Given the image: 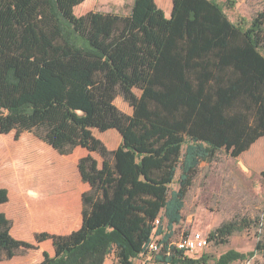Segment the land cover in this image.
<instances>
[{"label": "trees", "instance_id": "16d2710c", "mask_svg": "<svg viewBox=\"0 0 264 264\" xmlns=\"http://www.w3.org/2000/svg\"><path fill=\"white\" fill-rule=\"evenodd\" d=\"M84 1L0 0V133L28 131L60 155L82 147L101 158H79L89 184L81 224L36 233L54 254L35 264H103L111 252L118 264H134L158 235L155 263L210 264L207 254L177 250L173 227L199 164L220 150L238 157L264 136V9L233 22L218 0H172L169 16L155 0H133L128 14L75 15ZM117 95L131 114L115 105ZM95 129H115L120 143L108 149ZM7 201L0 187V204ZM249 226L227 221L207 237L225 243ZM10 229L0 211L8 259L35 248ZM255 254L264 256V234L253 250L228 249L214 264Z\"/></svg>", "mask_w": 264, "mask_h": 264}, {"label": "rangeland", "instance_id": "374dc122", "mask_svg": "<svg viewBox=\"0 0 264 264\" xmlns=\"http://www.w3.org/2000/svg\"><path fill=\"white\" fill-rule=\"evenodd\" d=\"M218 1L223 4L225 12L233 22L242 20L249 22L264 9V0ZM155 2L167 12V5L162 0ZM132 3L133 0H85L74 8V13L77 16L89 11L128 14ZM170 3L171 0L168 4ZM262 52L264 53V47ZM135 92L139 94L138 90ZM114 103L123 112L128 114L132 112V108L121 95L116 96ZM94 134L104 139L108 148L112 149L116 148L121 140L116 130L99 132L95 129ZM33 136L28 131L17 136L15 131L0 133V186H7L13 197L16 183H21L23 189L20 193L24 197L32 193L37 195L34 210L41 215L42 222H45L38 228L46 232L56 230L67 233L77 228L80 223V213L72 198L73 196L76 198L79 191L76 187V182L79 180L76 167L78 149L71 155H60L51 147L42 150L32 149ZM96 158L101 162L99 155H96ZM262 170H264V136L238 157H231L224 150H220L213 160L202 161L185 197L182 220L173 227L174 235L171 241L176 242L194 232L208 236L209 232L224 222L232 220L241 222L245 219L250 222V226L231 234L225 243L216 244L210 241L208 247L201 252L187 256L197 258L201 254H207L209 263L214 264V260L228 249L240 252L253 250L256 242L264 234V224L261 221L264 206ZM179 172L177 170L170 189L177 188ZM80 189H86V185L82 182ZM5 204L7 203L3 205ZM0 211L5 213L2 209ZM20 212H28L27 206H20ZM160 237L161 235H158L155 239L159 240ZM32 249L17 250L15 258H10L9 261L6 252L1 251L0 264H14L21 257L27 256ZM108 258L117 264L113 252ZM263 263L264 256L260 254L234 262V264Z\"/></svg>", "mask_w": 264, "mask_h": 264}, {"label": "crops", "instance_id": "0c3cea01", "mask_svg": "<svg viewBox=\"0 0 264 264\" xmlns=\"http://www.w3.org/2000/svg\"><path fill=\"white\" fill-rule=\"evenodd\" d=\"M163 2L167 5V8H168L167 12H165V11L164 12H165L166 16H169V14L171 12V8H172V0H171L170 4H168L169 0H163ZM113 130H115V129H110L109 131H113ZM93 133H94V130H93ZM96 137H98V136H96ZM99 139H101V138H99ZM101 140L105 144L104 139H101ZM49 147H50L49 145H47L46 143H44L43 141H41L37 137L33 136L31 138V148L32 149H41L42 150V149H48ZM107 148H108V146H107ZM77 149H78V152L76 154V167H77V163H78L79 158H81L87 154H91L93 157L96 158V155H97L96 153H94V152L90 153L82 147H76L73 150V152ZM108 149L113 150L112 148H108ZM96 160L98 161L97 158H96ZM100 163L101 162H99V164ZM77 171H78V169H77ZM78 174H79V180L76 182V187H77V190L79 189V191H78V195L76 196V198L74 196L72 198L74 199L73 201L75 202L76 208H78L79 213H80V223L78 225V227H79L81 224V210H82L81 195L84 191H87L89 189V184L82 181L79 171H78ZM81 182L84 185H86V189H84V190L80 189ZM0 187L6 188L8 190V201L5 202L7 204H5V205H3L4 203L0 204V210L1 209L4 210L5 211L4 214L11 221V229H10L11 235L16 239L24 240V241L35 244V248H33L32 251L29 252V254L27 256L21 257L19 260L14 262V264H35L37 262H40L43 259V253L44 252H47L49 255H53L54 254V248H53L50 240H44L41 242L35 241V234L42 232L38 227L43 226L45 223V222H42V220L40 219L41 215L38 214V212H35V210H34V206L36 205L37 195H35V193H32V194H28V195L26 194L24 197L22 195V193H20V190L23 189V186L21 183H16V185L14 187V190L16 192H15L13 197H11L10 190L7 186H0ZM22 205L27 206L28 212L21 213L22 212L21 211L20 212L21 214L19 213V207ZM21 209H22V207H21ZM62 212L66 213L64 211H62ZM20 222H22V223H20ZM77 228H75V229H77ZM75 229H72L67 233H70L71 231H73ZM47 231H49L50 233L67 234V233L58 232L56 230H47ZM13 258H15V255L12 257V259ZM9 260H11V259H8V261ZM115 262L118 264L117 258L115 259ZM103 264H115V263L110 258H108V255H107ZM134 264H157V263H155L153 260H148L145 263H141L139 258H137L134 260ZM232 264H234V263H232Z\"/></svg>", "mask_w": 264, "mask_h": 264}, {"label": "built area", "instance_id": "2783aa9c", "mask_svg": "<svg viewBox=\"0 0 264 264\" xmlns=\"http://www.w3.org/2000/svg\"><path fill=\"white\" fill-rule=\"evenodd\" d=\"M158 221H156L157 223ZM210 241L207 236L202 235L199 232L191 233L188 236L180 238L176 242L171 244L177 249L183 252L185 256L188 254H193L195 252H201L203 249L207 248ZM161 249V244L157 240H153L147 249L145 254L140 255L138 258L141 263H145L148 260H153L154 255L157 254ZM189 257V256H187ZM193 258V257H190ZM137 259V258H136Z\"/></svg>", "mask_w": 264, "mask_h": 264}]
</instances>
